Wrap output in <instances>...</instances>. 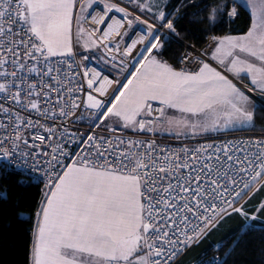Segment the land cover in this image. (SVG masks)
Listing matches in <instances>:
<instances>
[{"label":"snow or ice","instance_id":"1","mask_svg":"<svg viewBox=\"0 0 264 264\" xmlns=\"http://www.w3.org/2000/svg\"><path fill=\"white\" fill-rule=\"evenodd\" d=\"M257 112L264 0H0V175L43 184L25 264H183L238 215L194 262L237 264L264 237Z\"/></svg>","mask_w":264,"mask_h":264},{"label":"trees","instance_id":"2","mask_svg":"<svg viewBox=\"0 0 264 264\" xmlns=\"http://www.w3.org/2000/svg\"><path fill=\"white\" fill-rule=\"evenodd\" d=\"M247 17L241 15L231 26L224 25L223 32L231 31L233 34L246 30ZM178 27H187L184 22ZM205 25H195L190 31L204 29ZM203 40L204 37L200 36ZM186 43V41L181 40ZM182 48L173 45L166 48L164 59L175 63V57L179 56ZM256 124L259 127L264 124V113L257 112ZM23 181V183H21ZM7 189L8 199L0 201V264H25L28 248L30 246L31 223L28 219L30 211L36 207L40 200L42 187L38 183H31L18 172L12 171L7 175H0V192ZM214 240V239H213ZM207 246L203 242L200 247L184 259L183 264L195 262L197 254ZM264 237L255 234L249 238L248 244L242 252L235 256L237 264H264ZM194 264V263H193Z\"/></svg>","mask_w":264,"mask_h":264},{"label":"crops","instance_id":"3","mask_svg":"<svg viewBox=\"0 0 264 264\" xmlns=\"http://www.w3.org/2000/svg\"><path fill=\"white\" fill-rule=\"evenodd\" d=\"M260 199H264V192L257 194V196L252 200L251 203L254 205ZM241 222V217H239L238 215L232 216L231 218L225 220L218 229L213 231L204 242L208 245L209 242L219 241L221 237H223L227 232H229V230L235 229L236 226Z\"/></svg>","mask_w":264,"mask_h":264},{"label":"built area","instance_id":"4","mask_svg":"<svg viewBox=\"0 0 264 264\" xmlns=\"http://www.w3.org/2000/svg\"><path fill=\"white\" fill-rule=\"evenodd\" d=\"M113 2H116V3H121V0H113ZM121 6H124V5H121ZM117 15H119V14H117ZM103 27V26H102ZM180 44H185L184 42H182V41H180L179 42ZM182 53V52H181ZM177 67H179V64H177ZM236 137H239L240 135H249L248 133H236V134H234ZM228 138H232V137H228ZM13 171H15V170H13ZM15 172H17V171H15ZM19 173V172H18ZM21 175H22V177H24L25 179H28L27 178V176L26 175H24V174H22V173H20ZM36 183H38V184H40L41 185V187H42V189H43V184L42 183H39V182H36Z\"/></svg>","mask_w":264,"mask_h":264}]
</instances>
